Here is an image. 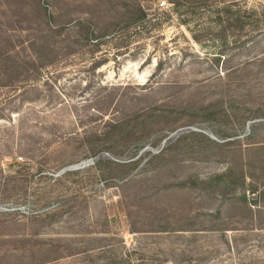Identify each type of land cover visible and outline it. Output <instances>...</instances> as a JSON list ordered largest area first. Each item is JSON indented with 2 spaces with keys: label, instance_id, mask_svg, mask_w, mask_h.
Instances as JSON below:
<instances>
[{
  "label": "rangeland",
  "instance_id": "rangeland-1",
  "mask_svg": "<svg viewBox=\"0 0 264 264\" xmlns=\"http://www.w3.org/2000/svg\"><path fill=\"white\" fill-rule=\"evenodd\" d=\"M192 1L0 0V264H264V0Z\"/></svg>",
  "mask_w": 264,
  "mask_h": 264
},
{
  "label": "trees",
  "instance_id": "trees-1",
  "mask_svg": "<svg viewBox=\"0 0 264 264\" xmlns=\"http://www.w3.org/2000/svg\"><path fill=\"white\" fill-rule=\"evenodd\" d=\"M170 1L173 2V0H170ZM206 3H207L206 0H203V1H201L200 3H199V1L197 0V1H192V3L189 4V5H191V6H193V7H200V5H206ZM141 15H142V18H141V19H144V18H145V14H144L143 12H141ZM48 49H50L49 46H48Z\"/></svg>",
  "mask_w": 264,
  "mask_h": 264
},
{
  "label": "built area",
  "instance_id": "built-area-1",
  "mask_svg": "<svg viewBox=\"0 0 264 264\" xmlns=\"http://www.w3.org/2000/svg\"><path fill=\"white\" fill-rule=\"evenodd\" d=\"M166 3H167V2H165V1H162V2H161V5H162V6H165V5H166Z\"/></svg>",
  "mask_w": 264,
  "mask_h": 264
},
{
  "label": "water",
  "instance_id": "water-1",
  "mask_svg": "<svg viewBox=\"0 0 264 264\" xmlns=\"http://www.w3.org/2000/svg\"><path fill=\"white\" fill-rule=\"evenodd\" d=\"M79 168V166H76V167H73V168H70V169H78ZM69 169V170H70ZM66 170H64L63 172H65Z\"/></svg>",
  "mask_w": 264,
  "mask_h": 264
}]
</instances>
